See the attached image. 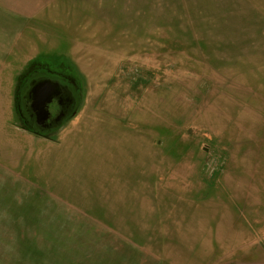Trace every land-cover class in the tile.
I'll return each instance as SVG.
<instances>
[{
	"label": "rangeland",
	"instance_id": "obj_1",
	"mask_svg": "<svg viewBox=\"0 0 264 264\" xmlns=\"http://www.w3.org/2000/svg\"><path fill=\"white\" fill-rule=\"evenodd\" d=\"M51 9L0 67V264H264V0ZM66 66L75 113L34 133L21 82Z\"/></svg>",
	"mask_w": 264,
	"mask_h": 264
},
{
	"label": "flooded vegetation",
	"instance_id": "obj_2",
	"mask_svg": "<svg viewBox=\"0 0 264 264\" xmlns=\"http://www.w3.org/2000/svg\"><path fill=\"white\" fill-rule=\"evenodd\" d=\"M18 94L17 111L22 123L34 133L47 135L75 113L79 103L77 75L67 66L52 71L35 68L24 76ZM33 105L41 106L40 110Z\"/></svg>",
	"mask_w": 264,
	"mask_h": 264
},
{
	"label": "crops",
	"instance_id": "obj_3",
	"mask_svg": "<svg viewBox=\"0 0 264 264\" xmlns=\"http://www.w3.org/2000/svg\"><path fill=\"white\" fill-rule=\"evenodd\" d=\"M62 1L64 0H17L11 4V7L7 6V13L11 16V21L4 27L0 25V67L15 46L18 31L24 28H33V20H39L41 23L43 20L46 24L49 23V13L53 14L51 11L53 4L56 5ZM4 99L7 98L2 100ZM6 111H8V108L3 104L2 108H0V135L16 134L14 129L7 128L3 124L5 117L8 118ZM22 131L25 132L24 129ZM4 156L7 157L8 155L3 146L0 145V158ZM7 164L6 160H0V168L7 167Z\"/></svg>",
	"mask_w": 264,
	"mask_h": 264
},
{
	"label": "water",
	"instance_id": "obj_4",
	"mask_svg": "<svg viewBox=\"0 0 264 264\" xmlns=\"http://www.w3.org/2000/svg\"><path fill=\"white\" fill-rule=\"evenodd\" d=\"M42 106V103L40 104ZM41 106L38 105H33L34 108H37L38 110H40Z\"/></svg>",
	"mask_w": 264,
	"mask_h": 264
}]
</instances>
